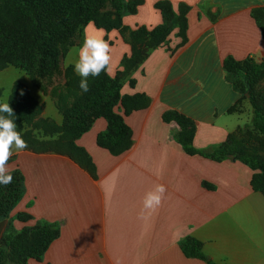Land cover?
Returning <instances> with one entry per match:
<instances>
[{
  "label": "crops",
  "instance_id": "1",
  "mask_svg": "<svg viewBox=\"0 0 264 264\" xmlns=\"http://www.w3.org/2000/svg\"><path fill=\"white\" fill-rule=\"evenodd\" d=\"M166 2L167 16L160 7ZM121 22L125 33L94 22L83 33L84 39L86 30L103 31L113 77L132 54L131 31L169 29L121 88L122 96L143 94L148 102L124 116L132 131L130 148L115 155L100 146L108 121L98 116L76 140L93 169L65 155L19 151L7 166L19 169L25 191L9 219L0 221V238L10 219L18 230L40 221L58 223V238L41 260L30 258L28 264H207L183 253L180 242L187 236L202 241L203 251L219 264H264V192L252 186L256 171L237 159L188 154L183 128L165 119L169 112L191 119L198 150L255 132L250 98L225 63L264 61V0H143ZM82 42L68 51V64ZM157 184L165 186L164 197L142 219L144 194ZM19 213L32 218L20 221Z\"/></svg>",
  "mask_w": 264,
  "mask_h": 264
},
{
  "label": "trees",
  "instance_id": "2",
  "mask_svg": "<svg viewBox=\"0 0 264 264\" xmlns=\"http://www.w3.org/2000/svg\"><path fill=\"white\" fill-rule=\"evenodd\" d=\"M17 9L21 15L31 22V34L34 43L41 48L42 41L39 36L40 17L45 10H58L71 5H77L82 0H6ZM115 10L117 16V24H99L94 22L98 27H102L107 31L112 29H121L123 33L128 28L122 25L121 16L125 11L136 13L138 7L143 0H109ZM169 2L160 5L164 14L167 16V8ZM87 23V24H88ZM86 24V25H87ZM184 27V21L181 20ZM168 26H162L149 31L146 27L130 32L129 41L132 44L131 56H125L122 60V70H119L116 76L108 73V66L97 77H89V91L82 92L79 88L75 91L73 88L69 93L73 100L69 105H62L60 109L64 114V123L62 125L63 135H70L74 139H78L84 132L88 130L92 121L98 116H104L108 121V129L101 133L98 137V144L109 149L113 154L118 155L128 150L132 143V131L125 122V115L132 111L145 107L148 102L143 94L121 95V88L124 81L144 62L150 51L163 42L168 35ZM8 67L6 64L0 67L3 70ZM72 68V66H71ZM228 72L244 71L245 85L243 90L248 94L252 106L254 108L252 117V127L255 133L264 136V108L258 104L255 98L254 81L264 72V61L257 62L254 59L245 61L229 60L225 63ZM234 69V70H233ZM233 70V71H232ZM79 80L76 74L68 80V85L79 87ZM134 84V79H131ZM70 86V87H71ZM81 92V93H79ZM102 105L99 115L93 118L89 123L81 122L86 118L90 111H94L98 106ZM13 110V117H22L26 113V105L20 101L19 108L15 109L13 104L10 105ZM123 109L124 113H120L118 109ZM230 110H235V107ZM12 117V118H13ZM167 121H175L182 128L181 142L188 154H199L207 158L217 161L235 158L251 169L255 170L252 179V186L256 191L264 192V162L259 154H244L240 150L238 143L240 142L236 134L230 135L227 140L219 147L213 150H198L192 145V139L195 132L194 123L191 119L178 112H169L165 115ZM57 139L53 141L52 146H45V150L56 151L58 154L67 155L80 166L85 169H93L94 165L91 157L86 150L77 144L71 142L69 148L61 149ZM72 150L76 151L73 154ZM13 175L12 183L0 186V221L9 218L10 213L21 200L25 187L24 177L19 169L11 171ZM32 218L30 214L19 213L17 219L20 221H28ZM60 235V225L48 221H40L34 226H25L18 230L14 227L13 221L10 219L8 226L0 238V264H4L8 250L15 252L21 264H28L30 258L41 260L50 244ZM180 247L186 257L198 258L207 264H219L206 255L203 251V242L193 236H187L180 242Z\"/></svg>",
  "mask_w": 264,
  "mask_h": 264
},
{
  "label": "rangeland",
  "instance_id": "3",
  "mask_svg": "<svg viewBox=\"0 0 264 264\" xmlns=\"http://www.w3.org/2000/svg\"><path fill=\"white\" fill-rule=\"evenodd\" d=\"M93 20L99 24H117V16L109 0H82L77 5L45 10L40 17L42 46L38 48L31 34L30 20L11 3L0 0V67L8 61V67L15 69L14 72H0V82L4 85L0 88V100H7L15 109L19 108L20 101L26 105V113L22 117L12 118L27 144L24 150L58 154L55 150H45V146L53 147L56 139L61 141V149L69 148L71 142L77 144L76 138L63 135L61 129L64 114L60 106L72 103L73 97L69 94L72 88L79 90V87H70L67 83L76 73L65 58L70 48L83 40L84 28ZM66 63L68 67H65ZM230 73L243 89L244 71ZM253 87L256 101L264 108V72L256 78ZM101 109L102 105H99L81 122H91ZM236 136L242 153L259 154L264 162V136L252 131L239 132ZM18 152H13L7 163L14 161ZM72 152L76 154L75 150ZM4 264L21 262L18 255L9 249Z\"/></svg>",
  "mask_w": 264,
  "mask_h": 264
},
{
  "label": "clouds",
  "instance_id": "4",
  "mask_svg": "<svg viewBox=\"0 0 264 264\" xmlns=\"http://www.w3.org/2000/svg\"><path fill=\"white\" fill-rule=\"evenodd\" d=\"M71 56V52L69 53ZM111 60L109 42L103 38V31L95 34L88 30L79 49L76 50V59L72 64L73 71L80 77L79 88L82 92L89 91L88 78L97 77L105 71ZM69 65L66 63L65 67ZM23 95V91H21ZM13 110L7 100H0V186L8 185L13 181V175L7 166L9 157L15 151H22L27 147L21 132L12 119ZM166 192L163 184L155 185L144 194L140 218H146L161 204Z\"/></svg>",
  "mask_w": 264,
  "mask_h": 264
}]
</instances>
